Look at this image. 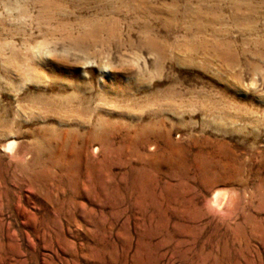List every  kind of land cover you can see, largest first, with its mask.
Instances as JSON below:
<instances>
[{"label":"rangeland","instance_id":"rangeland-1","mask_svg":"<svg viewBox=\"0 0 264 264\" xmlns=\"http://www.w3.org/2000/svg\"><path fill=\"white\" fill-rule=\"evenodd\" d=\"M0 264H264V0H0Z\"/></svg>","mask_w":264,"mask_h":264},{"label":"bare ground","instance_id":"bare-ground-1","mask_svg":"<svg viewBox=\"0 0 264 264\" xmlns=\"http://www.w3.org/2000/svg\"><path fill=\"white\" fill-rule=\"evenodd\" d=\"M21 145V144H20ZM19 143H17L16 141H9V142H7L4 146H3V148L7 151V152H9V153H11L12 154V156H13V158L15 159L16 157H20V155H21V151L19 150ZM22 146V145H21ZM21 148V147H20ZM25 155H23L22 156V158H23V161H24V159H25V157H24ZM80 172V171H79ZM74 173L75 174H77V169L74 171ZM91 174V173H90ZM80 178V177H79ZM77 185V184H76ZM222 194V192H217V193H215L214 194V196L212 197V200H211V203H210V205H212V206H215V207H218L219 209H221V208H223V204H219V203H217V198L220 196ZM223 196V195H222ZM224 201V200H223ZM224 203V202H223ZM229 205V204H228ZM211 206V207H212ZM214 207V208H215Z\"/></svg>","mask_w":264,"mask_h":264}]
</instances>
